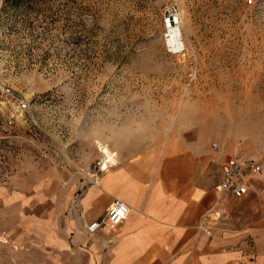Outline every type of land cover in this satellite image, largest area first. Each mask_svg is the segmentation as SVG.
<instances>
[{"label":"rangeland","instance_id":"374dc122","mask_svg":"<svg viewBox=\"0 0 264 264\" xmlns=\"http://www.w3.org/2000/svg\"><path fill=\"white\" fill-rule=\"evenodd\" d=\"M172 1L179 52L163 26ZM7 85L28 110L6 102ZM99 141L116 164L152 171L202 151L199 177L213 191L230 155H255L264 200V0H0V187L31 191L57 174L68 183L46 184L56 192L47 215H64L101 172ZM58 255L0 234V264L77 263Z\"/></svg>","mask_w":264,"mask_h":264},{"label":"crops","instance_id":"0c3cea01","mask_svg":"<svg viewBox=\"0 0 264 264\" xmlns=\"http://www.w3.org/2000/svg\"><path fill=\"white\" fill-rule=\"evenodd\" d=\"M201 152L189 147L153 171L124 156L116 164V152L107 168L93 174L97 184L66 201L64 215H47L56 192L46 184L68 183L57 174L37 180L31 191L2 186L0 205L11 209L0 210V234L29 240L76 264H264L261 180L253 177L242 197L213 191L199 177L209 159ZM115 198L129 204L127 218L89 231Z\"/></svg>","mask_w":264,"mask_h":264},{"label":"built area","instance_id":"2783aa9c","mask_svg":"<svg viewBox=\"0 0 264 264\" xmlns=\"http://www.w3.org/2000/svg\"><path fill=\"white\" fill-rule=\"evenodd\" d=\"M182 24L181 7L176 1L169 2L164 9L163 26L165 30L166 44L170 51L179 52L184 46L174 48L168 43V37L174 31L178 30ZM2 96L18 111H26L29 109V100L23 95L17 93L13 87L7 85L2 87ZM9 124L14 123L13 119H9ZM214 148H219L220 144L214 142ZM263 165L259 158L255 155H230L222 166V179L216 187L220 193L230 194L236 197L244 196L249 190V183L253 177L261 175ZM99 179L95 175L92 183H98ZM80 188H83L81 186ZM130 212L129 204L121 198H115L107 208L106 214L101 219L92 221L87 229L89 231L102 230L106 224L118 225L123 222Z\"/></svg>","mask_w":264,"mask_h":264},{"label":"bare ground","instance_id":"6f19581e","mask_svg":"<svg viewBox=\"0 0 264 264\" xmlns=\"http://www.w3.org/2000/svg\"><path fill=\"white\" fill-rule=\"evenodd\" d=\"M177 31H181V27L174 31L173 33H171V35L168 37V43L170 45H172L174 48H180L181 46H185V43L183 42V36H179V39H174L171 40L173 34H175V32ZM100 143V147H101V151L103 153L104 156V160L102 162V168H107L110 162H113L115 160V156H116V152H114L112 149H110V147L108 146V144L99 141Z\"/></svg>","mask_w":264,"mask_h":264}]
</instances>
